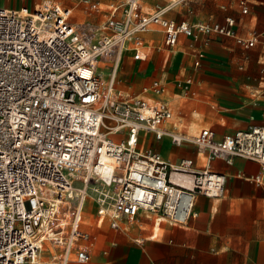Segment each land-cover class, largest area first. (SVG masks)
Here are the masks:
<instances>
[{
	"label": "built area",
	"instance_id": "1",
	"mask_svg": "<svg viewBox=\"0 0 264 264\" xmlns=\"http://www.w3.org/2000/svg\"><path fill=\"white\" fill-rule=\"evenodd\" d=\"M187 1L144 12L139 0H113L99 24L73 21L72 9L54 1L0 6V264H68L72 254L86 264L95 241L82 229L87 202L96 224L112 229L142 214L184 225L196 215L197 195L224 193L226 177L210 162L231 165L243 157L264 168V127L221 139L209 128L189 136L165 127L172 111L158 81L140 93L116 88L122 54L143 59L142 35L155 25L169 50L180 35L215 33L243 49L264 43V32L237 36L232 17L191 25L164 18ZM80 3L100 9L97 1ZM238 6L247 13L245 0ZM146 135L168 137L175 147L191 144L206 165L196 168L187 157L169 163L142 148Z\"/></svg>",
	"mask_w": 264,
	"mask_h": 264
},
{
	"label": "crops",
	"instance_id": "2",
	"mask_svg": "<svg viewBox=\"0 0 264 264\" xmlns=\"http://www.w3.org/2000/svg\"><path fill=\"white\" fill-rule=\"evenodd\" d=\"M4 1L1 7L16 9L54 1L72 9L73 21L99 24L113 0H92L99 3L98 12L86 9L81 0L70 4L64 0ZM139 1L142 11L152 12L173 0ZM245 1L247 13L242 14L238 0H188L167 11L164 18L191 25L223 23L232 17L236 35L246 38L253 31L264 32V0ZM142 39L145 57L134 60L130 50L122 54L116 88L123 94L140 93L158 81L164 87L161 97L172 111L166 128L189 136L209 128L221 139L251 125L264 127V43L243 49L234 38L215 33L199 34L197 39L180 35L169 50L156 25ZM148 138V147L169 163L187 157L196 168L206 165L191 144L175 147L168 137ZM209 165L225 175L224 193L218 198L197 195L196 215L184 225L142 214L133 225L112 229L107 223L96 224L94 207L87 202L82 229L92 233L95 241L86 264H264V168L243 157L234 158L231 165L220 160ZM92 221L95 226L87 228ZM68 264L81 263L72 254Z\"/></svg>",
	"mask_w": 264,
	"mask_h": 264
},
{
	"label": "rangeland",
	"instance_id": "3",
	"mask_svg": "<svg viewBox=\"0 0 264 264\" xmlns=\"http://www.w3.org/2000/svg\"><path fill=\"white\" fill-rule=\"evenodd\" d=\"M38 2L40 1V0H37ZM3 3H5V1L4 0H0V4H3ZM64 3H66V4H70V3H76V0H64ZM168 101H170L169 99H167ZM176 102H174V104L171 102V105L172 106H175L176 104H175ZM149 135H146L145 137H144V141H143V143H142V148H144V147H148V145H150V141H149ZM114 138H119L118 136H116V137H114ZM150 216V215H149ZM94 217H92V219H93ZM91 224H93V221L91 222V223H89L86 227L87 228H91V227H89ZM95 226V224H93V226H92V228ZM47 254L48 253H45V257L47 256Z\"/></svg>",
	"mask_w": 264,
	"mask_h": 264
}]
</instances>
